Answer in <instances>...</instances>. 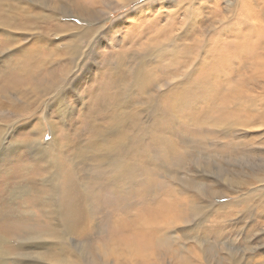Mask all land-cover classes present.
<instances>
[{
    "label": "rangeland",
    "instance_id": "obj_1",
    "mask_svg": "<svg viewBox=\"0 0 264 264\" xmlns=\"http://www.w3.org/2000/svg\"><path fill=\"white\" fill-rule=\"evenodd\" d=\"M0 140L1 264H264V0H0Z\"/></svg>",
    "mask_w": 264,
    "mask_h": 264
},
{
    "label": "bare ground",
    "instance_id": "obj_2",
    "mask_svg": "<svg viewBox=\"0 0 264 264\" xmlns=\"http://www.w3.org/2000/svg\"><path fill=\"white\" fill-rule=\"evenodd\" d=\"M247 41V40H246ZM243 49V48H242ZM243 51V50H242ZM252 52H255L253 49L251 50ZM224 53H227V52H224ZM236 54V55H240V52H239V50H238V48H236V49H234L233 48V52L231 53V55L232 54ZM228 54V53H227ZM223 57H226V56H223ZM39 64V63H38ZM211 66L212 67H210L211 69H215V65L214 64H211ZM202 78H203V76H202ZM17 82V81H16ZM12 84V83H11ZM13 86V85H12ZM5 93V92H4ZM7 95V94H6ZM61 112V111H60ZM62 113V112H61ZM38 125H39V123H38ZM38 133V132H37ZM36 134V133H35ZM40 134V133H39ZM41 139V138H40ZM56 138H55V135L53 134V137H52V140L49 142L50 143V145H49V147L48 148H44V149H42V142H40V141H42V140H37L38 142H39V144H37L36 145V141H34L33 142V140L31 141V142H28L27 144H25L24 145V149H26V151L27 152H29L30 153V155L31 156H33V157H36V156H38V157H41V156H45L47 159H48V161H49V165H50V167L51 166H53V167H55V164H54V162L52 161V157L51 156H53V151H54V149H55V142L57 141V140H55ZM34 143V144H33ZM47 144V143H46ZM32 145H36L35 147H33ZM11 149V150H14L15 151V149L17 148L16 146H15V144L13 145V147H11L10 145H9V147H8V149ZM9 149V150H10ZM0 161L2 160V158H3V156L6 154V148H4L3 146H2V141L0 140ZM21 150V149H20ZM124 152V151H123ZM56 155V154H55ZM127 155V154H126ZM17 156V155H16ZM120 156H122V155H120ZM44 158V157H43ZM20 159V158H19ZM122 159H123V157H122ZM41 160V159H40ZM42 167V166H41ZM119 167V166H118ZM62 168V167H61ZM48 169V168H47ZM63 169V168H62ZM42 170V169H41ZM44 171V170H43ZM54 171V170H53ZM52 171V172H53ZM123 171H121V173H122ZM59 173V172H58ZM28 174V173H27ZM54 176H57V174L56 173H54L53 174ZM69 176V174H67V177L64 179V181L61 183V186L59 187V192H60V196H59V198H61V201L62 202H60V203H62V204H58V211H56V212H51L52 214H54V215H57L58 217L57 218H59L60 217V219H61V222H62V224H61V226H63V227H61L62 228V230L64 231V233H66V234H73V235H77L78 233H81L83 230L81 229L83 226H84V221H83V213H84V211H85V209L83 208V204H85V201H83V199H82V195H80L77 191H76V187H74V185H73V182H72V180L68 177ZM19 177H21V176H19ZM12 177H9V178H5V180H4V182H11L10 181V179H11ZM50 178H51V176H50ZM122 178V177H121ZM74 179V178H73ZM36 180V179H35ZM32 181V180H31ZM55 181V180H54ZM6 183L7 185H13V184H9V183ZM36 182V181H35ZM49 182H51V181H49ZM56 182V181H55ZM52 183V182H51ZM29 184H30V182H29ZM76 184V183H75ZM42 185V184H41ZM44 186V185H43ZM46 186V185H45ZM55 186V185H54ZM76 186V185H75ZM27 187V186H26ZM26 187H22V184H19V185H15V186H12L10 189H9V193H7V194H9L10 195V198H12V199H15V198H20V197H22L23 195H26L28 192H29V189H27ZM53 187V186H52ZM33 188V187H32ZM4 190V189H3ZM33 191V190H32ZM84 191V190H83ZM7 192V191H6ZM39 192V191H38ZM52 192V191H51ZM49 194V193H48ZM43 194H41L40 195V197L42 196ZM2 197V194L0 193V198ZM4 197V196H3ZM15 197V198H14ZM8 198V197H7ZM9 198V199H10ZM42 198V197H41ZM39 199V198H38ZM38 199H37V201L36 202H38ZM3 200V199H2ZM4 201H5V199H4ZM10 201V200H9ZM7 202V201H6ZM3 204H5L4 202H3ZM2 205V204H1ZM36 205V204H35ZM83 205V206H82ZM8 212H6V211H4V210H2V211H0V220L2 221V219H4V218H6V214H7ZM42 213V212H41ZM85 215V214H84ZM7 216H10V214H8ZM10 218V217H9ZM13 219H16V220H18V223H17V226L18 227H23L24 228V223H22L21 222V219H19V216L17 215V216H14L13 217ZM6 220H7V218H6ZM8 221V220H7ZM10 221H12V220H10ZM10 221H8V222H5L4 224L6 225V226H3L2 225V227H11L10 226ZM145 222V221H144ZM168 222H169V219H168ZM3 223V222H2ZM60 224V223H59ZM56 224L55 223H53L51 226H55ZM1 226V225H0ZM56 227V226H55ZM81 227V228H80ZM2 229V228H1ZM4 230V229H3ZM24 233H26V232H24ZM23 233V234H24ZM150 235H153V232L151 231V232H149V238H150ZM79 236H81V235H79ZM146 236V235H145ZM148 238V239H149ZM156 242L159 244V240L158 239H156ZM47 255V254H46ZM49 259H50V257H48ZM57 262L58 263H61V264H64L65 263V260L63 259V258H61V257H58L57 258ZM67 263H69V261H67ZM1 264V263H0Z\"/></svg>",
    "mask_w": 264,
    "mask_h": 264
}]
</instances>
